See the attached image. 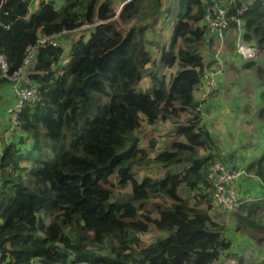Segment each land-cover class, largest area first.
<instances>
[{"label": "trees", "instance_id": "1", "mask_svg": "<svg viewBox=\"0 0 264 264\" xmlns=\"http://www.w3.org/2000/svg\"><path fill=\"white\" fill-rule=\"evenodd\" d=\"M210 3L175 0L176 23L161 45L147 33L169 19L162 0H127L118 14L99 0H39L33 12L30 0H0L9 77L39 38L61 43L89 28L67 50L38 47L22 71L19 88L33 87L38 98L19 113L0 156V264H216L230 255L204 193L218 145L194 98L212 43L203 24ZM225 9L230 28L240 21L242 41L264 49L262 0H226ZM143 73L149 85L141 90ZM5 85L13 84L0 75ZM258 117L264 122V108ZM166 123L169 146L156 151L150 134L141 146L143 128ZM152 167L162 174L139 176ZM246 171L264 184V154ZM258 210L244 204L236 223L254 229ZM150 232L157 235L144 244Z\"/></svg>", "mask_w": 264, "mask_h": 264}, {"label": "rangeland", "instance_id": "2", "mask_svg": "<svg viewBox=\"0 0 264 264\" xmlns=\"http://www.w3.org/2000/svg\"><path fill=\"white\" fill-rule=\"evenodd\" d=\"M127 0H99V3H107L110 5V8H113L114 11L118 14L123 5L125 4ZM169 3V0H163V10L164 7L166 8ZM167 4V5H166ZM175 0H171L169 3L170 13L168 14V21L166 22L163 17L160 19V21L155 26L154 30L147 33V36L149 39L156 40L157 42H164L165 36L167 35V31L174 27L176 23V16H175V9H174ZM226 0H219L218 6L220 8L225 9ZM168 28V29H167ZM89 31V28L81 29L77 32H73L71 34L63 35L61 38H59L60 41L63 42L61 45L65 50L70 46V44L78 39L81 36L87 37V32ZM243 29L242 27L239 29L236 28H230L227 30L224 39L222 42L213 41L211 43V48L209 50V62L208 65L204 68L208 69L211 65L214 64L215 59L214 56L218 54L220 61H221V76L224 79V84L222 86L218 85V89L216 92L212 93L209 98L212 96H220L223 97L224 100H228L230 97H237L241 101L249 100L254 95H258L259 97L264 94V77L260 78L259 75L256 73V68H261L262 71H264V49L257 48L256 45H249L242 41L241 36L243 35ZM123 30L121 29V33ZM119 32V35L121 34ZM161 43V45H162ZM237 45L238 46H249L256 49V56L252 61L254 66L251 69H246L243 67L244 64H246L245 60L241 58V56L237 53ZM214 62H213V61ZM150 69V67H148ZM161 73H164V71H161ZM167 75L166 77L171 76L174 73V69L168 70L165 72ZM148 78L146 77V73H143L141 75V81L138 87L141 90H144L145 87L149 85ZM215 96V97H216ZM214 97V98H215ZM208 98V100H209ZM222 111V110H221ZM252 111V110H251ZM216 112V110H212L211 113ZM9 127V125L7 126ZM164 127V126H161ZM218 127L215 125V129ZM7 128L5 129L6 132ZM253 130V124L249 126V132ZM165 130H161L160 133H163ZM217 131H219V128H217ZM254 133V132H253ZM251 134L252 136L255 135ZM257 134V133H256ZM252 136H250L252 139H254ZM10 136H4V140H8ZM3 138V137H2ZM11 138V137H10ZM214 139V138H212ZM3 140V139H2ZM143 143V141H141ZM0 145H2V141L0 138ZM218 150L219 154L226 158L230 157L231 160L233 159L234 162H229V166L232 169H239L242 167H239L235 164V160H237L235 155L233 153H230L228 150L225 149V147H221L219 144ZM220 147L222 149H220ZM3 153V147L0 146V156ZM242 163V162H241ZM244 169V168H243ZM246 170V168H245ZM160 170H157L156 167H152L150 169L139 171V176L149 175L152 178H157V176H160L162 173H159ZM254 176L252 173H246V177ZM251 177V178H252ZM112 179V178H111ZM113 181V179H112ZM117 192L124 193L127 192L123 189H116ZM257 198V197H255ZM242 200H247L246 202L247 206L256 205L258 204L260 207V210L255 213L254 217L251 218V222L254 223L255 228L250 229L246 228L243 229L240 223H236V215L235 212H238L240 209L233 210L227 213H217L212 212L210 213V217L212 220L217 221L219 224L223 225L225 229H233L235 236H243V238L249 239L253 246H244L241 245L243 248L238 249V253L236 255H230L226 257L224 260H220L216 264H264V199L257 198H246ZM243 214V213H242ZM245 214V213H244ZM240 227L239 232L236 230V226ZM157 234L154 232H150L146 234L143 237L144 244H147L151 242ZM235 244L237 245V248L239 244H241L240 239H235ZM238 240V241H237Z\"/></svg>", "mask_w": 264, "mask_h": 264}, {"label": "crops", "instance_id": "3", "mask_svg": "<svg viewBox=\"0 0 264 264\" xmlns=\"http://www.w3.org/2000/svg\"><path fill=\"white\" fill-rule=\"evenodd\" d=\"M56 1L59 2V0ZM38 3L39 0H30L31 12L37 9ZM162 5H163V0H162ZM168 6L169 4L167 5V7ZM170 30L171 28L167 31V35L165 36L164 42H167L170 35L169 34ZM208 40L211 42L214 41L213 39H209V38ZM59 44L62 45L63 42ZM210 48L211 45L210 47L204 50L202 55L205 64H207L210 61L208 57L210 56L209 55ZM217 82L219 86H222L224 84V79L222 78V76L218 78ZM215 96L216 95L212 96L211 98H209V100L202 103V105L199 106L197 111L201 117L202 123L205 125V128L209 131L210 137L214 138L212 140L215 141L220 146L222 145L221 147L223 148L225 147L226 150H228L230 153H233V155H235L234 157H236L237 160H235L234 165L242 167L239 169H243V168L245 169L252 163L259 160L261 156L264 154V122L260 120L258 117L260 111L264 108V103L262 101V98L261 96L259 97L258 95H254L249 100L241 101L237 98L238 96L230 97L228 100H224V98L223 97L221 98L220 96H216V97ZM194 98H195V102L197 103L199 99V94L197 91H195ZM16 100H17V93L13 85H5L3 87H0V138L2 141V145L0 146L2 147L9 141V139L4 140V136H6L5 129L9 124L7 111L15 104ZM212 110L213 111L216 110V112L211 113ZM251 124H253V130L249 132L248 131L249 126ZM215 125L218 126L216 127V129H215ZM217 128H219V131H217ZM143 129H145L146 131H144V135L141 136L140 138L142 139L141 141H143V143L141 142V146L144 148H147L148 145V137H146L147 134H150L157 138L158 147L156 151H159L165 148L166 146H169L170 143L173 141L172 139L173 137L171 136V125L169 123L162 124L155 129L153 128L152 129L143 128ZM161 130H165V131L163 133H160ZM253 132L255 133L254 136L251 135ZM250 136L255 138L252 139ZM221 147L220 149H222ZM222 158L224 162L228 165L230 164L229 162H234V160L233 159L231 160L230 157H226V158L222 157ZM157 170H160L159 173H162L161 168H157ZM251 177L252 176H249L248 178L244 177L239 182V186L237 187L239 196L243 199L250 197L253 199H257V198L264 199V184L261 183V181L257 177L255 176H253L252 178ZM236 214L237 212H235V215ZM234 233L235 232L233 229H229V230L226 229L225 232L226 238L230 240L233 245L230 255H236L238 253V249L243 248L241 245H244L245 247L253 246L252 242L249 239L243 238V236L241 237L235 236ZM236 237L241 241V244H239L238 248L237 245L235 244Z\"/></svg>", "mask_w": 264, "mask_h": 264}, {"label": "built area", "instance_id": "4", "mask_svg": "<svg viewBox=\"0 0 264 264\" xmlns=\"http://www.w3.org/2000/svg\"><path fill=\"white\" fill-rule=\"evenodd\" d=\"M254 0H249L252 3ZM219 0H211L209 7L204 16L203 24L207 29V38L213 39L217 42H222L227 30L229 29V20L226 16V9L218 6ZM264 6V0H262ZM244 8L241 12H245ZM237 27L241 28L239 20L235 21ZM44 45L59 46L58 39L54 36L41 37L33 47L26 51V58L23 62L21 69L14 75L8 76V65L4 57L0 54V75L1 77L9 80L15 87L17 93V100L15 104L8 109L7 114L9 118V127L5 132L6 136H10L18 126V115L25 105H34L37 101V91L33 87L19 88L21 74L23 69L31 61L35 50ZM237 53L245 62L252 61L256 56V49L249 46H238ZM215 62L213 65L205 69L201 76V87L198 90V108L202 103L206 102L212 93L218 89V78L221 76V61L218 54L214 57ZM198 110V109H197ZM247 171L245 169H232L226 164L220 155V159L215 160L209 166L206 176L204 193L208 196V205L210 206V213H228L233 210L240 209L247 200H242L239 196L237 187L239 182L246 177ZM72 264H92L89 262H73Z\"/></svg>", "mask_w": 264, "mask_h": 264}]
</instances>
